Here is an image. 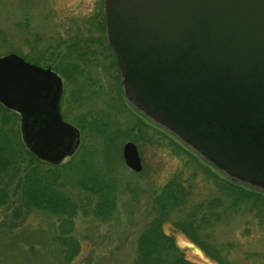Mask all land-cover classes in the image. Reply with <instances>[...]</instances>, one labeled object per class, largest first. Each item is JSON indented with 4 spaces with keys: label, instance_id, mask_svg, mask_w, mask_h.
Returning <instances> with one entry per match:
<instances>
[{
    "label": "rangeland",
    "instance_id": "374dc122",
    "mask_svg": "<svg viewBox=\"0 0 264 264\" xmlns=\"http://www.w3.org/2000/svg\"><path fill=\"white\" fill-rule=\"evenodd\" d=\"M9 53L61 76L60 112L80 136L57 164L40 160L23 139L20 115L0 103V127L7 123L23 155L18 169L0 174V264H133L156 218L174 240L171 255L197 264H264L263 191L241 182L230 189L224 180H234L128 102L108 43L105 0H0V56ZM127 141L137 147L139 171L124 162ZM77 165L100 185L78 186ZM30 166L37 177L49 172L71 210L26 203ZM171 185L180 193L163 204ZM104 197L113 204L100 212Z\"/></svg>",
    "mask_w": 264,
    "mask_h": 264
},
{
    "label": "water",
    "instance_id": "95a60500",
    "mask_svg": "<svg viewBox=\"0 0 264 264\" xmlns=\"http://www.w3.org/2000/svg\"><path fill=\"white\" fill-rule=\"evenodd\" d=\"M121 86L142 115L228 178L264 191V0H105ZM62 79L0 56V103L20 115L29 150L54 164L75 151ZM125 164L141 169L127 141Z\"/></svg>",
    "mask_w": 264,
    "mask_h": 264
},
{
    "label": "trees",
    "instance_id": "16d2710c",
    "mask_svg": "<svg viewBox=\"0 0 264 264\" xmlns=\"http://www.w3.org/2000/svg\"><path fill=\"white\" fill-rule=\"evenodd\" d=\"M2 125L3 127H0V174H7L15 168L14 166L16 164L17 169L19 168L18 164L23 160V155L21 148L10 138V133L5 128L7 123L5 122ZM78 165L81 166L80 164ZM78 165L75 168V172L80 169ZM54 167L60 168L59 166ZM71 167H74V165ZM82 169L83 172L79 171L80 173L76 178L78 186L94 189L95 185H100L98 177L91 175V170L87 171L84 168ZM30 170H36V168L33 166L27 168L26 178L23 182L24 188L22 195H24L27 204L48 208V210L53 212H64L65 210L69 211L73 208L71 207L74 206L72 205V199L64 196L60 191L56 190V187H53L56 186V181H48L49 172L37 177ZM58 170H53L51 173L58 174ZM52 178L54 177L52 176ZM224 182L227 183L230 189L239 188L240 186H237V184H241L237 181H232L231 183L224 180ZM177 191L180 193V190L175 187L167 191L163 198V204L165 202L172 205L175 202L174 195H176ZM98 203V208L101 212L103 207H111L113 201L110 198L104 197ZM162 225L163 220L156 218L152 221L149 228L143 232L138 240V253L133 264H197L186 259L183 255H171L168 252L174 247L175 243L171 237L163 232Z\"/></svg>",
    "mask_w": 264,
    "mask_h": 264
},
{
    "label": "flooded vegetation",
    "instance_id": "af4514ba",
    "mask_svg": "<svg viewBox=\"0 0 264 264\" xmlns=\"http://www.w3.org/2000/svg\"><path fill=\"white\" fill-rule=\"evenodd\" d=\"M61 77V76H60ZM62 79V78H61ZM62 84H63V81H62ZM63 90V89H62ZM59 110H60V105H59ZM61 113V112H60ZM61 116H62V114H61ZM62 118H63V120H65L64 119V117L62 116ZM66 121V120H65ZM66 122H68V121H66ZM68 123H70V122H68ZM71 124V123H70ZM71 125H73V124H71ZM74 126V125H73ZM74 127H76L77 128V126H74ZM78 129V128H77ZM79 130V129H78ZM80 134V133H79Z\"/></svg>",
    "mask_w": 264,
    "mask_h": 264
}]
</instances>
